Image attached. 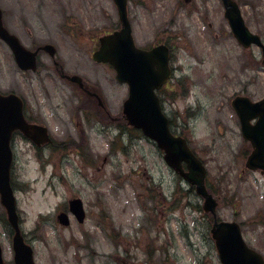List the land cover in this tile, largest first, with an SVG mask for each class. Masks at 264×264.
Masks as SVG:
<instances>
[{
    "label": "rangeland",
    "instance_id": "1",
    "mask_svg": "<svg viewBox=\"0 0 264 264\" xmlns=\"http://www.w3.org/2000/svg\"><path fill=\"white\" fill-rule=\"evenodd\" d=\"M233 1L264 42V0ZM0 7L4 25L27 47L52 43L68 70L101 84L117 117L82 123L79 136L82 114L66 126L56 122L53 104L42 96L51 92L59 100L73 89L56 77L48 55L47 68L21 70L0 38V87L23 96L56 143L39 153L20 138L12 144L11 185L35 264H224L215 225L208 227L213 217L238 223L247 245L264 258V172L247 164L254 145L233 105L237 96L264 98V53L238 41L223 0H128L127 8L137 46L170 48L173 75L158 95L171 131L206 166L214 210L166 163L156 142L128 123V84L117 81L111 64L92 58L100 39L122 27L115 0H0ZM76 197L85 220L69 212L70 224H61L57 214ZM4 213L0 199V218ZM8 226L0 220L1 247L6 264H15Z\"/></svg>",
    "mask_w": 264,
    "mask_h": 264
},
{
    "label": "water",
    "instance_id": "2",
    "mask_svg": "<svg viewBox=\"0 0 264 264\" xmlns=\"http://www.w3.org/2000/svg\"><path fill=\"white\" fill-rule=\"evenodd\" d=\"M115 2L122 27L100 39V47L94 52L93 58L99 62L111 63L116 70V79L128 84L129 96L124 101L123 113L129 124L141 129L146 137L156 142L164 151L166 163L185 180L195 185L197 193L206 198V208L214 210L217 203L208 193L205 185L206 166L193 152L187 139L171 131L169 119L157 95V90L172 76L169 47L165 44H159L151 49L138 47L128 18L127 0H115ZM223 3L229 25L238 41L245 46H260L264 53L261 37L249 30L239 5L233 0H223ZM0 38L10 46L20 68L33 70L37 68L36 52L27 49L20 39L7 29L1 8ZM44 48L54 55L55 47L52 44H46ZM70 79L82 82L78 75H73ZM233 105L239 114L243 135L254 145L247 164L250 168H261L264 172V98L254 102L248 97L237 96ZM255 118L257 121L252 124L251 121ZM16 129L23 131L38 144L51 140L46 126L28 123L25 120L23 100L17 94H0L1 202L14 229L15 263L35 264L33 247L26 242L20 228L17 199L11 185L13 152L10 141ZM70 210L79 222L84 221L86 213L81 198L70 201ZM57 218L63 225L70 224L66 212H60ZM216 226L219 228L213 229V235L217 240L220 259L224 264H264L263 257L251 250L244 242L238 223L216 222ZM222 226L225 229H221ZM0 264H3L1 246Z\"/></svg>",
    "mask_w": 264,
    "mask_h": 264
},
{
    "label": "flooded vegetation",
    "instance_id": "3",
    "mask_svg": "<svg viewBox=\"0 0 264 264\" xmlns=\"http://www.w3.org/2000/svg\"><path fill=\"white\" fill-rule=\"evenodd\" d=\"M24 44V43H23ZM46 44H52V43H44V44H33L32 46H28L24 44L28 49H30L33 52H36V60H37V69L35 71L33 70H24L25 72H37L42 69V66L47 68L46 65L43 63V55H48L49 63L53 67L54 74L58 79L63 81V83L69 85L73 89V95L72 94H66L63 93L61 96V99L57 100L56 97L52 95L51 92H45V95L42 97L47 100L48 105H52V112L51 115L55 119L56 122L59 124L67 125V120L69 121H75L77 117L80 116V120L78 122H75L77 135L79 136V131L82 125V123H89L91 122V127L96 125V123L105 122L108 119V123H114L117 120V117L112 114V111L109 107V105L106 103L105 100V94L103 92V88L101 87V84H95V83H89L86 79H84L80 74L71 72L68 70L64 64V62L60 59L58 56V49L57 47L52 44L55 47V53L54 55L51 54V52L47 51L44 46ZM96 62V61H95ZM99 63V62H97ZM44 64V65H43ZM105 64V63H102ZM43 68V69H45ZM78 75L81 77L82 82L79 83L77 81H72L70 79L71 76ZM0 93L2 95H7L9 93H15L17 94L22 100H23V113L24 117L29 123L34 124H40L47 127L50 141L48 143H41L38 144L37 142H34L31 140L23 131L17 129L13 131L12 138H11V145L14 144V140L20 138L22 140L27 141L29 144H32L33 147L38 151L43 150V148L48 147L49 145L56 146L55 137L54 134L50 131L48 125L46 122L42 121V119L37 115L36 112L31 109V107L28 106L27 100L16 93L15 91H3V89L0 87ZM73 105V109L70 110V105ZM84 127V126H83ZM13 148V145H12ZM60 150V147H59ZM14 153V150H13ZM65 211V210H61ZM6 217H1V223L6 227L8 230L9 220L7 217V214L4 213ZM3 215V216H4ZM223 220H220L216 217H213L212 224H208V227L210 225H215L216 222H222ZM212 226L210 230L212 229ZM219 227H217L218 229ZM221 229H225L224 226L220 227ZM0 246L1 244V238H0ZM3 248L1 247L2 251V262L3 264H6V261H4L3 257Z\"/></svg>",
    "mask_w": 264,
    "mask_h": 264
}]
</instances>
